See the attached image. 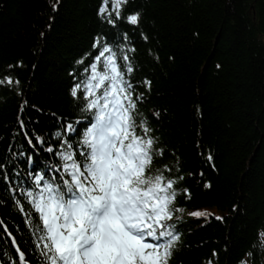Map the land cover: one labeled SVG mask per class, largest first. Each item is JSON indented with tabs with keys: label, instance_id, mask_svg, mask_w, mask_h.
I'll use <instances>...</instances> for the list:
<instances>
[{
	"label": "trees",
	"instance_id": "1",
	"mask_svg": "<svg viewBox=\"0 0 264 264\" xmlns=\"http://www.w3.org/2000/svg\"><path fill=\"white\" fill-rule=\"evenodd\" d=\"M100 2L59 0L53 11L57 0H0V78L20 81L0 85V162L10 175L12 153L30 154L36 171L56 164L45 151L56 146L54 134L64 123H87L70 93L98 54L96 39L134 49L128 78L163 149L154 166L183 177L175 202L183 211L171 222L180 239L169 264H264V0H129L122 17L139 13L138 25L102 20ZM21 120L43 146H29ZM15 163L27 171L26 157ZM0 220L36 264L25 217L2 179ZM12 259L10 240H0V264Z\"/></svg>",
	"mask_w": 264,
	"mask_h": 264
},
{
	"label": "snow or ice",
	"instance_id": "2",
	"mask_svg": "<svg viewBox=\"0 0 264 264\" xmlns=\"http://www.w3.org/2000/svg\"><path fill=\"white\" fill-rule=\"evenodd\" d=\"M128 2L101 0L97 14L109 24L126 19L138 25L139 13L122 17ZM58 3L52 5L53 11ZM93 48L98 54L84 67L83 78L70 93L82 102L87 123L67 122L54 134L56 146L49 145L45 151L58 161L47 170L36 171L30 154L12 153L14 170L10 175L7 164L0 162V179L25 217L36 264H169L180 239L171 222L176 212L183 211L175 206L176 185L183 177L173 178L167 165L154 166V158L162 156L163 149L140 116L137 105L143 94H135L128 78L133 72L128 51L134 49L114 50L102 38L96 39ZM13 83L20 81L0 78V85ZM145 84L150 87L151 82ZM19 124L33 150L46 143L37 135L33 144L24 122ZM68 134L79 139L72 143ZM24 157L27 171L15 163ZM207 159L211 162L213 157L209 154ZM183 191L188 195L187 189ZM0 225L6 234L0 240H10L17 257L9 264H30L7 225L2 220ZM208 264H213L212 259Z\"/></svg>",
	"mask_w": 264,
	"mask_h": 264
}]
</instances>
